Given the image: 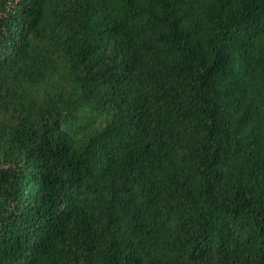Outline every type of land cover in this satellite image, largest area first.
I'll return each instance as SVG.
<instances>
[{
	"label": "trees",
	"instance_id": "obj_1",
	"mask_svg": "<svg viewBox=\"0 0 264 264\" xmlns=\"http://www.w3.org/2000/svg\"><path fill=\"white\" fill-rule=\"evenodd\" d=\"M0 264H264V0H0Z\"/></svg>",
	"mask_w": 264,
	"mask_h": 264
}]
</instances>
